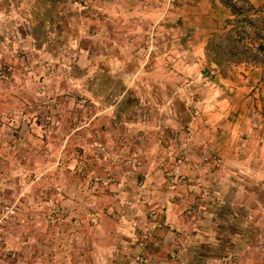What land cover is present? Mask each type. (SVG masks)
<instances>
[{
    "label": "rangeland",
    "instance_id": "rangeland-1",
    "mask_svg": "<svg viewBox=\"0 0 264 264\" xmlns=\"http://www.w3.org/2000/svg\"><path fill=\"white\" fill-rule=\"evenodd\" d=\"M200 1L130 0L126 4H116L115 0H58V3L48 1L41 5L37 0H0V170H3L5 162L1 150L7 149L10 153L20 144L50 141L62 155L57 159L50 156L49 148L45 149L47 162L39 169H43L41 177L51 179L35 190V199L28 201V207L35 211L24 212L22 204L31 196L30 188L39 171L23 174L28 187L19 194L17 184L22 182L18 181V175L10 176L15 181L11 185L16 184L11 195L8 187L3 190L4 183L0 186V207L6 205L17 209V218L5 227L1 226L2 264H78L77 249L81 246H77L79 242H73L75 227L83 218L89 226L96 224L101 216L97 205L98 189L114 183L116 177L123 173L137 175L138 169H143L141 153L148 157L151 154L153 160L156 159L159 175L171 178L167 184L171 190L187 177H210L211 181L215 177H256L245 172L248 166L240 168L224 162L223 152L219 156L214 155L213 152H218H211L212 148L206 147V139H210V135L200 130L214 106L223 112V117L213 126L222 132V141L232 140L230 130L241 135L237 140V144L242 143L240 145L251 130L261 129L264 134V62L248 60L246 56L216 55L211 51L208 43L219 42L218 35L230 27L225 25L226 21L234 19L223 2L230 1L238 8L242 5L234 0H214L205 2V5ZM36 15H52V22L46 18L41 23L33 19ZM257 15H264V11ZM30 23L32 28L29 30ZM167 45L172 47L171 53L167 52ZM164 46L165 53L162 52ZM126 47L135 49L137 59L146 65L151 63L152 69L160 74L163 73L162 65L169 61L173 64L176 60L194 62L193 68L185 65L181 70L185 78L171 80L170 104L167 96H164L163 105V102H153L146 97L147 93L153 92L147 87L152 82L142 75L136 77V81H140L134 88L131 79L115 84L125 72L118 59L127 58L116 51ZM177 48L183 50L177 52ZM137 50H140L139 54ZM202 71L204 74L200 73ZM171 72L178 73V70L172 68ZM131 89L140 106H129L127 110L132 113L136 110L132 116L139 114L148 122L145 125L150 127L135 134L120 128L121 125L125 127L124 122H130L128 117L117 123L113 108L100 103L96 96L100 93L102 98L113 99L121 90L131 94ZM154 89L155 99H160L162 89ZM4 96L13 102L11 111L3 105ZM183 111L185 116H191L192 121L188 119V124L180 120ZM6 119H13V124L10 125ZM105 132L111 137L114 134L112 146L104 144ZM243 132L246 134H241ZM84 141H90V145H84L88 149L81 146ZM68 143L71 144L69 151L66 150ZM116 143L117 151L113 148ZM128 143L137 150H129ZM255 144L256 139L252 146ZM125 147L127 153L119 156L121 148ZM29 154L32 157L26 166L27 171L34 170L36 166L33 158L36 153ZM89 155L98 158L97 164L101 163L99 159H105L103 163L110 166H103L110 171H106L105 176L99 174L100 169L97 171V167H92L88 161ZM99 155L101 158L97 157ZM22 157L24 154L19 153L11 160L14 162ZM83 165L86 173L82 176L77 171ZM10 168L13 169L12 166ZM69 178L74 183L73 193L65 190ZM94 178L98 179L97 184ZM233 181L232 190L240 189L242 182L236 178ZM248 185L256 201L260 200L264 207V194L259 196L264 192V183L261 186L254 182ZM210 186L214 187V182L205 184L207 191H216ZM140 202L144 204L143 199ZM148 208L146 212L139 210L140 216H137L144 219L143 227L139 228L140 221L133 226L137 229L135 237L140 236L133 264H140L139 260L148 264L147 253L157 248L149 240L158 229L166 228L172 235H180L173 222L160 220L166 210L162 203L158 209L152 204ZM236 209L234 221L243 223L246 213ZM191 210L194 213L198 211ZM258 215H254L256 221L259 216L264 217L262 213ZM235 222H226L233 230L221 229V235L226 238L241 235ZM37 231L44 234L56 232L59 240L50 250L43 245L46 258L24 263L22 258H18V253L29 251V254L32 250L36 256L41 253L39 250L42 248L38 250L36 245ZM5 242L12 244L13 248L5 250ZM182 243L187 244L184 240ZM176 251L170 250L167 261L161 264L175 260Z\"/></svg>",
    "mask_w": 264,
    "mask_h": 264
},
{
    "label": "crops",
    "instance_id": "crops-1",
    "mask_svg": "<svg viewBox=\"0 0 264 264\" xmlns=\"http://www.w3.org/2000/svg\"><path fill=\"white\" fill-rule=\"evenodd\" d=\"M37 1L41 5L47 4L48 1L51 3H53V1L58 3V0ZM128 1L130 0H115L116 4H126ZM212 1L214 0H201L200 2L202 5H205V2L212 3ZM247 1L252 8V11L248 15H257L258 13H255L256 10L264 11V0ZM208 9H210V7H208ZM229 15L234 14L230 12ZM46 18H49V21L52 22V15H36L33 17V19L39 22L41 21V23ZM230 18H232V16ZM29 25L28 28L30 30L32 28V23ZM28 33V35L32 36L30 32ZM128 48L130 47L116 51L119 55L123 54V56H127V58L123 59L121 57V60L118 59L121 69L125 72L124 77L120 80L117 79L115 84H120L123 80H125L126 83L128 79H131L130 82L134 88L137 82L140 81H136V77L142 75L145 78L151 79V85L147 86L150 90L154 92L155 87L157 90L160 88L163 91L160 99H155L157 95L153 92L147 93L148 96L146 97H150L151 99L149 100L153 102H163V105L165 101L164 96H167V102L170 104L171 80H181L185 78L186 75H184L181 70H183L185 65L193 68L195 66L194 62L176 60L173 64L169 61L165 65H162L163 73L160 74L155 71V69H152L154 66H150L151 63L146 65V63L137 59L135 49ZM182 50L183 49L180 48L176 49L177 52H181ZM137 51L139 54L140 50ZM162 52H166L165 46ZM167 52H172V47L169 45H167ZM172 68H177L178 73L173 74V72H171ZM180 73H182V75H180ZM200 73L204 74V71ZM132 89L130 90L131 94L123 93L122 90L121 93L119 91L113 99L112 97L108 99L102 98L99 96L100 93L96 95L100 103L113 108L117 123H120L122 118L128 117V119H130V122L123 121L125 127L120 124V128L129 134H135L150 128L148 125H145L148 124V122L140 118L141 116L139 114L134 117L132 116L135 114L136 110L133 113L127 110L129 106H134V108L135 106H140L139 99L135 96ZM2 102L8 110H12L13 102L11 98L4 96L2 97ZM164 107L162 113L164 112ZM213 108L212 111L208 112V119L204 121L205 126L200 130L204 132V134L210 135V139H206L208 143L206 147L210 150L212 148L211 152L216 150L218 153L213 152V154L217 156H219V154L221 155V152H223L224 154L221 156H223L224 162L228 164L240 166V168L248 166L249 168L246 167V169H244L245 172L253 173L256 177H215L214 181L209 180L210 177H187L185 181L181 182L180 180L177 186H174L173 190H171L169 187L167 188V184L171 181V178L165 179V177L159 175V171L156 170V159L153 160L151 154L150 157H148L141 153L143 169L139 168L137 175L123 173L121 177H116L114 183L98 189V195L100 196L97 205L101 216L96 224L89 226L87 220L83 218L81 224L75 227L72 236H76V238L73 242L75 243L77 241V243L79 242L77 246H81V248L77 249L78 256L76 257H78V264H133L136 253L138 252L137 245L140 237H135L134 233H136L135 231H137V229L133 226L140 221L139 228H142V222L144 220L142 217H137L140 216L138 215L139 210H145L146 212V209L149 210L148 206H150V204H152L153 208L158 209L161 203L166 210H164L163 214L165 215H161L160 220H162V222H173L180 231V235L176 237L166 228L155 231L149 241L152 246L154 245L157 248L149 250L147 253L148 264H161L165 262L172 249L177 250V257L175 260H172L170 264H264V249L262 248L264 247V217L262 216V218H260L261 216H259L261 213L264 215V207L261 205L260 200L257 199L256 201L253 192L249 191L250 186L248 185L254 182L256 185L261 186L262 183H264V134L261 132V129L251 130L243 145H240L242 143L237 144V140H239L241 135H237L238 131L235 132L230 130L232 140L227 139L226 141H222L220 139V133L222 132L215 129L213 126L223 117V112H219V109L214 106ZM188 119L192 121L191 116H185L183 111V115H180V120L188 124L190 122H188ZM135 129H137V131H135ZM241 134L244 135L246 132ZM105 137L106 142L104 144L106 145L107 143L106 146H112L113 142L111 140L115 139L114 134L111 137L110 133L105 132ZM255 139L256 144L254 147L252 143ZM87 144L90 145V141L82 142L81 146ZM44 145L46 147H44ZM19 146V148L10 151V153H8L7 149L1 150L5 162L3 170H0V186H3L2 184L4 183L3 190H6L8 187L9 194L11 195V190L15 192L16 184L11 185L15 181L10 176L18 175V181L22 182V184H17V193L19 194L28 187L26 183L28 180L25 179L26 177L24 178L23 174L25 175L26 172L37 173L39 171L37 173L38 177L32 182L31 188L29 186L31 189V196H33V194L35 195L33 197H27L22 204L24 212L28 211L31 213V211L33 212L35 209L28 207V201L30 202L32 199H35L37 195L35 190L51 179V177H41V171L43 169H39V167L44 166L45 162H47V151H45V149L49 148L51 150L50 156L56 157L57 159L62 155L60 150L57 148L55 150L50 141L41 144L40 140H38L37 143L34 142L32 145L25 143ZM69 146H71L70 143H68L67 151H69ZM116 146H118V143L113 146L114 150L117 151L118 149ZM128 146V149L133 152L137 150L132 147L131 143H128ZM84 147L88 149L86 146ZM54 150L55 152L53 154ZM30 152L36 153L33 155V158L36 159V166L34 170L27 171L26 169L28 167L26 166H28L30 158L32 157L29 154ZM19 153H23L24 157L17 158L16 161L13 162L11 158L14 155L19 156ZM42 153H45L46 156H43ZM126 153V147L121 148L119 156L123 157ZM100 156L102 155L97 157L101 158ZM63 157L66 158L65 155H63ZM88 158L92 167H97V171L100 169L98 171L99 174L102 173L105 176L106 171H110L108 168L110 165L108 163H103L105 159H99L101 163L97 164L98 158L92 157L91 155H89ZM143 160L147 161L144 162ZM103 165L108 167L106 168V166ZM11 166L14 170L10 168ZM102 178L107 179L108 177ZM235 178L239 182H242V186L240 185V187H238L241 190L236 188L232 190L233 180H235ZM66 181L68 184L65 185V190L68 193L75 192L74 183L71 182V178ZM210 182H214V187L210 186L212 190L216 189V191H212V193L207 191L205 187V184ZM220 184L222 185L219 186ZM245 186H247V189H245ZM262 194H264V192H260L259 196H262ZM141 199H143L144 204L140 202ZM104 201L106 203L102 204ZM146 203L147 206L145 205ZM235 204L240 206H235ZM244 204L246 207H244ZM191 209L198 211L194 213ZM235 209H239L243 213H246V216L243 217L244 220H242L243 223L234 221L236 214ZM257 214H259V219L256 221L254 215ZM226 222H235L236 228L241 231V235H232L228 238L222 236L220 232L221 229L231 228V230H233ZM36 226L37 225H35V227ZM148 227L149 229L151 228V223L150 225L148 224ZM78 230L81 232H78ZM58 240L59 238L56 232L48 231L44 234L37 231L36 245L38 246V250L42 248L43 245L49 247L50 250V248H54ZM183 240L187 243L186 245L182 243ZM5 245V250L6 248L7 250L13 248V245L10 243L8 244L5 242ZM177 246H179L178 249H176ZM39 251L41 253H39L38 256L35 255L36 253L34 254V250L29 254L27 253L29 251L18 253V258H22L24 263L33 260L39 261L40 258H46L47 254H45L43 248ZM1 257L3 258L4 256ZM0 264L2 263L0 262Z\"/></svg>",
    "mask_w": 264,
    "mask_h": 264
},
{
    "label": "trees",
    "instance_id": "trees-1",
    "mask_svg": "<svg viewBox=\"0 0 264 264\" xmlns=\"http://www.w3.org/2000/svg\"><path fill=\"white\" fill-rule=\"evenodd\" d=\"M223 4L234 14V19L226 21L225 25L230 27L218 35L219 42L208 43L209 49L216 55L246 56L248 60L264 62V15H248L252 8L247 0H243L239 8L230 1H224ZM262 12L256 10L255 13ZM206 52L209 53L208 49Z\"/></svg>",
    "mask_w": 264,
    "mask_h": 264
},
{
    "label": "built area",
    "instance_id": "built-area-1",
    "mask_svg": "<svg viewBox=\"0 0 264 264\" xmlns=\"http://www.w3.org/2000/svg\"><path fill=\"white\" fill-rule=\"evenodd\" d=\"M234 2H237L239 5H243V0H234ZM10 125L13 124V119H6ZM86 168L83 165L82 167H80L78 169V173H80V175H84L86 172ZM82 178H86L87 177H82ZM94 183L97 184L98 179L94 178ZM0 230H3L1 228V226L5 227L6 225H8L10 222H12L13 220H15L17 218V209L13 206H6L5 207H0ZM140 264H145L143 260H139Z\"/></svg>",
    "mask_w": 264,
    "mask_h": 264
}]
</instances>
